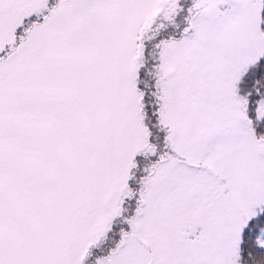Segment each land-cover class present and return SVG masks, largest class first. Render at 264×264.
<instances>
[{
	"label": "snow or ice",
	"instance_id": "obj_1",
	"mask_svg": "<svg viewBox=\"0 0 264 264\" xmlns=\"http://www.w3.org/2000/svg\"><path fill=\"white\" fill-rule=\"evenodd\" d=\"M0 264H264V0H0Z\"/></svg>",
	"mask_w": 264,
	"mask_h": 264
}]
</instances>
